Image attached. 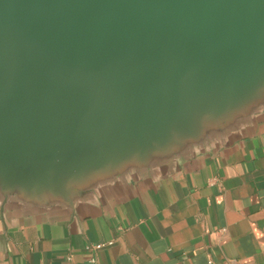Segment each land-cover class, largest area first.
Returning a JSON list of instances; mask_svg holds the SVG:
<instances>
[{"label": "water", "instance_id": "1", "mask_svg": "<svg viewBox=\"0 0 264 264\" xmlns=\"http://www.w3.org/2000/svg\"><path fill=\"white\" fill-rule=\"evenodd\" d=\"M264 111V0H0V210L74 214Z\"/></svg>", "mask_w": 264, "mask_h": 264}, {"label": "crops", "instance_id": "2", "mask_svg": "<svg viewBox=\"0 0 264 264\" xmlns=\"http://www.w3.org/2000/svg\"><path fill=\"white\" fill-rule=\"evenodd\" d=\"M113 242L91 252L87 246ZM264 264V111L74 214L0 210V264Z\"/></svg>", "mask_w": 264, "mask_h": 264}, {"label": "built area", "instance_id": "3", "mask_svg": "<svg viewBox=\"0 0 264 264\" xmlns=\"http://www.w3.org/2000/svg\"><path fill=\"white\" fill-rule=\"evenodd\" d=\"M112 243L113 242H104V243H100V244H96V245H90V246H87L86 249L91 251V252H96V251L102 249L103 247H105L107 245H111ZM89 264H98V260H97L95 255L89 259Z\"/></svg>", "mask_w": 264, "mask_h": 264}]
</instances>
